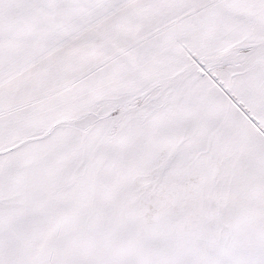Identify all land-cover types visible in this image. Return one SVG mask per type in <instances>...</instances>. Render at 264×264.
<instances>
[{"label": "snow or ice", "instance_id": "obj_1", "mask_svg": "<svg viewBox=\"0 0 264 264\" xmlns=\"http://www.w3.org/2000/svg\"><path fill=\"white\" fill-rule=\"evenodd\" d=\"M0 264H264V0H0Z\"/></svg>", "mask_w": 264, "mask_h": 264}]
</instances>
